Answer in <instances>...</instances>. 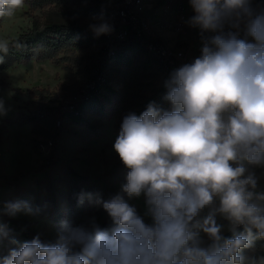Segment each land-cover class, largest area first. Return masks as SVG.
<instances>
[{"label":"clouds","instance_id":"1","mask_svg":"<svg viewBox=\"0 0 264 264\" xmlns=\"http://www.w3.org/2000/svg\"><path fill=\"white\" fill-rule=\"evenodd\" d=\"M24 3L0 0V18ZM188 3L194 14L186 23L198 29L200 55L164 81L168 108L153 101L123 117L113 149L128 169L126 183L107 200L99 192L77 195L79 205L101 207L110 227L95 217L79 225L64 221L52 241L37 235L20 242L0 222V248L5 240L17 245L0 254V264H264V256L245 254L264 240V205L254 202L264 193L256 191L253 170L264 167V5ZM93 20L97 37L114 30L103 14ZM8 51L9 42L0 39V53ZM6 114L0 100V117ZM142 194L144 216L125 199ZM38 212L28 201L0 208L11 218ZM217 215L228 221L231 237Z\"/></svg>","mask_w":264,"mask_h":264},{"label":"rangeland","instance_id":"2","mask_svg":"<svg viewBox=\"0 0 264 264\" xmlns=\"http://www.w3.org/2000/svg\"><path fill=\"white\" fill-rule=\"evenodd\" d=\"M256 2L264 5V0ZM108 8L104 0H25L12 17L0 18V39L7 40L9 48L33 29L55 30L51 38L59 42L46 58L36 48L35 57L0 70V100L7 110L0 117V208L5 202L28 201L39 209L36 215H0V222L8 226L10 219L23 220L44 242L55 239L64 221L79 225L91 217L99 224L110 220L101 207L87 201L79 205L77 195L99 192L107 200L117 194L128 172L113 149L123 117L130 112L139 115L153 101L157 107H169L163 97L170 75L141 49L103 55L110 41L97 37L89 24L98 22L93 17L101 14L108 21ZM72 32L79 38L68 39ZM163 36L170 47L177 39L185 41L193 59L200 55V36L195 32L190 38L173 32ZM98 78V93L80 104L76 114L84 88ZM254 171L258 193H264V167ZM125 199L144 216L143 194ZM254 202L264 205V200ZM207 212L198 219L202 221ZM216 219L224 225L223 234L229 232L228 221L220 215ZM200 235L207 243V236ZM8 250L5 240L0 253L7 255ZM245 254L264 256V245L255 244Z\"/></svg>","mask_w":264,"mask_h":264},{"label":"built area","instance_id":"3","mask_svg":"<svg viewBox=\"0 0 264 264\" xmlns=\"http://www.w3.org/2000/svg\"><path fill=\"white\" fill-rule=\"evenodd\" d=\"M108 8V22L113 26L111 34L100 35L110 41L103 55L113 54L120 43L131 42L138 46L165 74L191 62L194 54L185 41L177 39L168 46L163 34L173 32L179 37H193L198 29L190 27L186 21L194 13L188 0H104ZM146 3H150L145 6ZM198 54V53H197ZM100 78H98L99 80ZM97 81H91L85 88L81 100L89 97ZM98 90L95 89V96ZM80 102V101H79ZM78 102V103H79ZM76 104V107L78 105ZM43 117L42 113H37ZM254 170V168H253ZM259 191V180L258 188ZM240 227V226H239Z\"/></svg>","mask_w":264,"mask_h":264},{"label":"trees","instance_id":"4","mask_svg":"<svg viewBox=\"0 0 264 264\" xmlns=\"http://www.w3.org/2000/svg\"><path fill=\"white\" fill-rule=\"evenodd\" d=\"M57 29V27H55ZM74 32V31H73ZM72 34H67L69 35L67 38L68 39H78L79 37L76 38L77 35ZM57 32L55 30H52L50 28H47V30H37L33 29L31 32L28 34L21 36L19 39L15 41V46L9 48V51L6 55L0 53V55L4 56L3 62L0 63V70L7 68L11 63L22 60L24 58H29V57H35L36 56V51H34L36 48L42 49L45 53L42 55V58H46L50 51H51V46H59V42L55 41V39H52L51 37L55 35ZM19 44L21 45L20 47H17L16 45ZM131 49H140L138 46H136L134 43L131 42H125V43H120L118 45L117 50L112 54H119L120 52L123 51H128ZM111 57V56H110ZM100 86V79L97 80V83L94 85V90H89V97L86 100L80 101L76 107V114L79 113V111L82 109V106L80 104L87 102L91 98L94 97L93 93L95 89H99ZM72 116V115H71ZM71 174L75 175L73 171ZM78 176V175H77ZM78 178H85V176H78ZM111 221L108 220L106 222H103L100 224L102 228H107L110 227ZM8 228L11 230V235L14 237L16 240L20 242L24 241H30L35 237V234L31 228V226L26 223L23 220H13L10 219L8 223ZM238 231H243V226H240L238 228ZM225 237H231L232 233L229 231L225 234H223ZM42 241V240H41ZM44 242V241H43ZM209 242V241H208ZM207 242V243H208ZM255 244H262L264 245V240L257 239L255 241ZM7 246L8 249L11 247H17V245H12L7 241ZM3 255V253H0Z\"/></svg>","mask_w":264,"mask_h":264},{"label":"bare ground","instance_id":"5","mask_svg":"<svg viewBox=\"0 0 264 264\" xmlns=\"http://www.w3.org/2000/svg\"><path fill=\"white\" fill-rule=\"evenodd\" d=\"M257 201V200H256ZM259 202V201H258ZM257 203V202H256Z\"/></svg>","mask_w":264,"mask_h":264}]
</instances>
